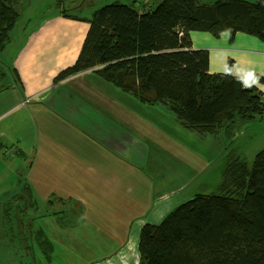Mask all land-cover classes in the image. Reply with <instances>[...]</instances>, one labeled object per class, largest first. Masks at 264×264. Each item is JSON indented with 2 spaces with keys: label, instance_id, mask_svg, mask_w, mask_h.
Returning <instances> with one entry per match:
<instances>
[{
  "label": "rangeland",
  "instance_id": "374dc122",
  "mask_svg": "<svg viewBox=\"0 0 264 264\" xmlns=\"http://www.w3.org/2000/svg\"><path fill=\"white\" fill-rule=\"evenodd\" d=\"M10 1L20 15L15 24L16 31L29 16L51 13L63 7L68 14L81 17L80 22H73L71 18L74 17L67 20L63 15L59 24L51 19L45 25L41 20L38 22L39 34L53 33L56 41H62V44V39L71 36L73 47L83 44L89 30L84 18H90L94 11L113 2L136 5L140 11H145L163 2ZM199 1L213 4L218 0ZM201 42L206 43L207 40L202 39ZM54 43L51 40L49 45ZM66 51L62 46L60 53L63 55ZM181 52L197 57L202 55L200 49L192 47ZM14 53L12 50V62ZM181 57L186 60L184 65L190 62L188 57ZM0 58L10 66L7 55L0 54ZM102 68L88 71L93 74L92 82H78L67 87L72 94V104L74 107L76 104L78 111L81 105L83 110H91L88 114H77L73 119L76 128L81 132H94H90V136L79 133L75 136L78 155L84 158L81 154L83 146L89 142H93V148L84 167L79 161H73L77 165L76 182L71 186L69 195L72 200L67 205L72 203L74 212L56 213L60 208L57 205L60 198L52 194L55 190L51 182L55 175L53 169H39L35 164L26 180L30 196L23 190L21 170L13 173L15 165H10L12 159L6 156L5 168L0 163V264H139L140 234L147 222L160 223L166 214L196 195L216 193L231 158L239 157L253 166L256 156L263 152L264 119L239 122L230 127L225 123L226 126L218 133L200 134L185 127L168 105L144 103L102 77H98L99 82L96 74ZM212 70L218 71L217 61H213ZM9 93L12 90L0 95V113L10 103ZM13 94L19 97L21 92L14 90ZM80 116H85L84 123L80 122ZM90 117L92 122L88 121ZM100 123L109 138L115 140L114 144L100 136ZM4 125H7L5 131L9 136L21 127L22 122L13 118ZM34 142L38 147L39 139ZM53 142L60 144L59 141ZM46 144L43 139L39 143L41 155ZM52 153L58 157L55 151ZM105 162L108 166L103 171L100 165H105ZM102 171L104 181L100 180ZM44 232L50 241L42 242Z\"/></svg>",
  "mask_w": 264,
  "mask_h": 264
},
{
  "label": "trees",
  "instance_id": "16d2710c",
  "mask_svg": "<svg viewBox=\"0 0 264 264\" xmlns=\"http://www.w3.org/2000/svg\"><path fill=\"white\" fill-rule=\"evenodd\" d=\"M144 10L113 2L84 18L89 30L78 59L56 80L102 66L97 74L105 81L141 102L168 105L200 134L264 118V92L255 86L241 90L232 72L210 73L208 52L199 57L181 52L194 45V32L216 39L229 33L231 43L243 33L264 43V0H163ZM60 11L81 18L64 7ZM18 18L11 1L0 0V50L10 43ZM181 56L190 62L174 59ZM233 65L229 60L230 69ZM138 250L139 264H264V150L253 166L231 158L216 193L196 195L160 223L147 222Z\"/></svg>",
  "mask_w": 264,
  "mask_h": 264
},
{
  "label": "crops",
  "instance_id": "0c3cea01",
  "mask_svg": "<svg viewBox=\"0 0 264 264\" xmlns=\"http://www.w3.org/2000/svg\"><path fill=\"white\" fill-rule=\"evenodd\" d=\"M58 11L60 10L29 16L17 31L15 30L16 24L11 30L12 33L10 32V43L4 51L0 52L1 55H7L10 61L9 75L4 84L5 89L0 91V95L12 90V93L7 95L11 99L8 107L0 113V163L5 168L6 156L12 159L10 165H15V168L12 169L13 173L16 174L18 169L21 170L24 180L23 190L30 196V187L26 180L35 164L39 169H53L55 175L51 182L54 184L55 190L52 194L60 198L57 205H60L59 210L61 211L58 210L56 213H62L66 210L74 212L71 209L72 203L70 206L67 205L72 200V196L69 195L71 186L76 182L77 165L73 161H79L84 167L87 155L91 154L93 148V142H89L83 146L84 151L81 154L84 158L78 155L75 136L78 133L83 136H90V132L94 134L92 131L81 132L76 128L73 119L77 117V114H88L91 110H83L81 105V110L78 111L76 104L75 107L72 104V94L67 90V87L78 82L87 84L94 78H92L91 72H86L83 75L80 74L62 81L56 80L61 71L74 64L82 47V43L78 47H73L71 36L62 39L64 40V44H62V41H60L61 43L56 41L53 33L39 34L38 22L40 20L44 25L49 19L58 24L63 20L62 14ZM71 20L75 22L73 19ZM14 31H16L15 34ZM28 35L29 37L26 38ZM202 39H206L207 42H201ZM18 40L21 43H18ZM51 40L56 44L49 45ZM193 44V49L208 52L211 73H222L224 65H228L229 60H233L235 65L252 67L257 74L264 71V43L253 36L239 33L235 41L231 43L229 33H224L219 39H216L210 34L194 32ZM62 46L67 49L63 55L60 53ZM12 50L15 52L13 62L11 59ZM213 61H217L218 71L212 70ZM246 70H240L239 74L242 75ZM96 75L100 82V78H98L100 76ZM0 88L2 87L0 86ZM14 90H19L21 95L16 97L13 94ZM13 118L19 119L22 125L16 129L15 133L8 136V131H5L7 125L4 123ZM79 120L84 123L86 118L80 116ZM88 121L92 122V118L90 117ZM10 129L13 131L12 127ZM100 136L110 144H114L115 140L109 138L110 135L104 132L101 123ZM36 138L39 139L38 147L34 142ZM42 139L47 142L43 155H41L39 145ZM53 141H59L60 144ZM101 148L105 151L104 147ZM52 151L56 152L57 158ZM107 166L108 162H105V165H100V168H103L104 171ZM103 171L100 172V180H103L101 176ZM15 192L19 193L18 190ZM44 235L50 241L45 232Z\"/></svg>",
  "mask_w": 264,
  "mask_h": 264
},
{
  "label": "clouds",
  "instance_id": "9594fccd",
  "mask_svg": "<svg viewBox=\"0 0 264 264\" xmlns=\"http://www.w3.org/2000/svg\"><path fill=\"white\" fill-rule=\"evenodd\" d=\"M247 69L242 75L239 74L240 70ZM235 70V71H234ZM232 72L231 75L237 83L241 85V90H250L255 86L259 91L264 92V84H260V78L264 77V71L257 74L256 70L249 66L233 65L230 69L227 64L224 65L222 73L226 76Z\"/></svg>",
  "mask_w": 264,
  "mask_h": 264
},
{
  "label": "flooded vegetation",
  "instance_id": "af4514ba",
  "mask_svg": "<svg viewBox=\"0 0 264 264\" xmlns=\"http://www.w3.org/2000/svg\"><path fill=\"white\" fill-rule=\"evenodd\" d=\"M6 47L4 49H6ZM4 49L0 50V52L4 51ZM8 75H9L8 66L6 65L5 61L0 58V86L2 87V88H0V91L5 89L4 84H5V80H6Z\"/></svg>",
  "mask_w": 264,
  "mask_h": 264
},
{
  "label": "bare ground",
  "instance_id": "6f19581e",
  "mask_svg": "<svg viewBox=\"0 0 264 264\" xmlns=\"http://www.w3.org/2000/svg\"><path fill=\"white\" fill-rule=\"evenodd\" d=\"M174 59L180 60V62H181L182 64H184V63L186 62V60L183 59V57H178V58H174ZM187 60H188V59H187ZM263 119H264V118H263Z\"/></svg>",
  "mask_w": 264,
  "mask_h": 264
}]
</instances>
